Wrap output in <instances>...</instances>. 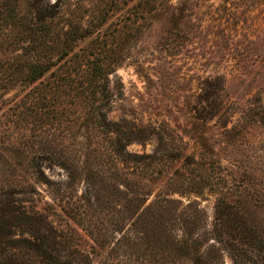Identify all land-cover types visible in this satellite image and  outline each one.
I'll list each match as a JSON object with an SVG mask.
<instances>
[{
    "label": "rangeland",
    "instance_id": "374dc122",
    "mask_svg": "<svg viewBox=\"0 0 264 264\" xmlns=\"http://www.w3.org/2000/svg\"><path fill=\"white\" fill-rule=\"evenodd\" d=\"M96 2L104 4L103 0L81 3L92 7ZM126 2L131 9L137 1ZM171 3L182 10L173 32L168 33L164 23L143 29L129 59L110 75L107 118L137 126L134 135L147 140L132 143L130 153L157 158L180 154L178 161L164 157L159 166L165 171L179 169L178 176L188 175L199 185L206 182L202 195L190 197L207 216L198 236L202 251L213 242L205 234L214 230L216 200L221 189H229L232 217L240 213L243 224L233 219V227L222 228V264H264V0ZM10 7L30 11L28 2ZM106 26L110 29L104 35L113 42V15ZM20 32L0 19V217H11L5 209L8 201L16 210L35 206L50 214V221L65 235L69 252L64 261L73 264H142L133 240L113 244V190L100 183L89 195L94 207L88 209L81 200L84 182L80 179L70 186L67 172L59 166L67 151L75 153L82 141L66 140L67 130L53 120L58 107H48L42 100L38 88H44L48 76L34 84L26 80L22 68L41 58L47 44L44 38L35 41L28 32ZM203 140L206 149L199 144ZM90 161L93 170L101 172L91 180L99 182L111 167L94 157ZM105 181L113 186L108 177ZM58 197L62 206L75 208L81 217L74 220L64 212ZM175 198L188 203L186 197ZM11 223L16 226L17 219ZM230 228L243 233L245 244L228 237ZM250 229L257 236L252 244ZM10 240L23 264L52 263L50 254L35 255L28 233L0 227V242ZM152 246L145 251L144 264H153L152 253L158 259L162 252L159 242ZM129 252L137 254L129 257Z\"/></svg>",
    "mask_w": 264,
    "mask_h": 264
},
{
    "label": "trees",
    "instance_id": "16d2710c",
    "mask_svg": "<svg viewBox=\"0 0 264 264\" xmlns=\"http://www.w3.org/2000/svg\"><path fill=\"white\" fill-rule=\"evenodd\" d=\"M83 1L56 0L51 3L50 0H0V19L4 25L15 26L22 34L28 32L35 37V41L44 38L47 44L43 56L26 64L22 71L30 84L48 76L47 83L43 84L44 90L38 88L42 100L48 107H58L53 120L67 130L66 140L77 137L82 141L77 142L78 150L75 153L67 151L59 164L68 174L69 185L80 179L84 182L86 190L81 200L88 209L94 207L89 195L98 190L100 183L113 190V244H129L133 240L140 254L129 252V257L137 254L136 258L142 264L148 259L146 252L158 242L162 252L158 253V260L156 252L152 251L153 264H222V228L233 227V219L243 224V219L239 220L240 213H234L232 217L231 201L227 198L229 189L224 192L220 188L222 191L215 204L214 230L210 228V232L216 234H205L213 242L209 250L202 251L198 236L207 216L200 209V204L190 197L202 195L207 187L206 182L199 185L191 181L188 175H183V178L178 176L181 173L179 169L165 171L159 166L164 157L178 161L180 154L171 153L157 158L156 154L130 153L128 147L132 143H144L147 140L134 135L137 126L112 123L106 115L109 77L129 59L132 49L143 35V29L147 31L158 23H164L168 33L173 32L181 18V13H177L182 10L174 7L171 0H134L137 2L132 10L126 2L129 0H103V6H97L96 2L92 7L83 6ZM25 2L29 3V13L10 7L11 3L20 7ZM112 15L113 42L108 35H104L110 29L106 25ZM35 44L33 47L37 50ZM70 132H74V135ZM104 136L107 137L106 142L103 141ZM199 144L207 148L204 140L199 141ZM90 157L97 158L104 167H111V171L99 177V182L91 180H97L101 172L100 168L93 170ZM153 176L157 178L150 179ZM106 177L113 186L107 184ZM181 179L183 181L179 182ZM158 184L160 190H157ZM56 193L60 196V192ZM177 194L188 198V203L175 198ZM99 199L98 196L96 202L100 206ZM57 200L61 202V209L71 218L77 220L81 217L75 208L62 206V198L58 197ZM12 203L8 201L5 204L11 217H0V227H18L28 233L33 239L31 247L37 257L50 254L51 264H73L64 261L68 257L64 254L69 252L64 245L65 235L50 221L51 215L35 206L29 211L21 208L16 210ZM15 218L18 223L16 226L11 223ZM242 228L248 230L245 226ZM229 230L227 235L230 239L245 244L244 239L247 238L243 233L235 232L234 228ZM252 232L250 229L248 234L250 244L257 240ZM10 241L0 242V264H23ZM142 250L146 252L141 254Z\"/></svg>",
    "mask_w": 264,
    "mask_h": 264
}]
</instances>
